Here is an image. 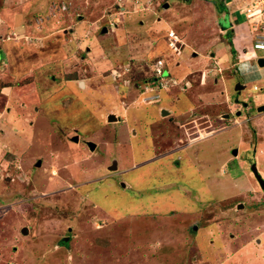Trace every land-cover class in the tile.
Instances as JSON below:
<instances>
[{"label": "rangeland", "instance_id": "1", "mask_svg": "<svg viewBox=\"0 0 264 264\" xmlns=\"http://www.w3.org/2000/svg\"><path fill=\"white\" fill-rule=\"evenodd\" d=\"M236 2L0 0V264H264V65L208 62Z\"/></svg>", "mask_w": 264, "mask_h": 264}, {"label": "crops", "instance_id": "2", "mask_svg": "<svg viewBox=\"0 0 264 264\" xmlns=\"http://www.w3.org/2000/svg\"><path fill=\"white\" fill-rule=\"evenodd\" d=\"M237 1L238 2H236L234 9L228 8L229 4H227L224 8V11L221 12L222 14V19L220 20V22L222 23L221 31L222 33L226 31L225 32L226 36H224V38L227 39L226 45L222 46L221 44L220 45L221 47L220 46L216 47L217 48L216 50L215 49L210 50L209 55H208V57H210L209 58L210 60L209 61L205 60V61L211 62L212 68H209V69L212 70V73L218 74L217 71H224L222 75L224 79L223 82L220 78H217L215 80L216 83L220 84L222 82V84L225 87L226 86L225 82L228 84V80L232 78L234 74H238L242 82V83L240 82L239 83L242 84L243 86L242 88H244L246 86V83L244 82V80L246 79V76L250 74L257 75L261 68V66H258L257 64L252 62V60L254 59L246 58V59L240 60V56H242V52L245 55L246 54L249 55L251 52V48L249 50L245 46L248 44L252 45V41L255 35L257 34L253 31L255 29V26H252L251 20L254 18H255V21L262 19L259 14H257L258 17H255V16L252 17V14L254 13L253 8L257 7V11H259V9L263 7L262 5H264V0H237ZM254 1H255V6L253 4ZM241 10L245 12L244 20L246 21L238 23V19H236V14H238ZM248 11L250 14L248 13ZM223 49H225V52L223 51ZM220 50H222L223 53L220 54ZM172 52L179 53L178 51H172ZM236 53L238 56V61L232 63V59L234 57V54ZM174 63L175 65L179 64L178 61L177 62L175 61ZM225 73L229 75H226L227 77H224ZM218 93L221 94V91L218 90ZM214 94H216V92H214ZM233 104L238 107V104L236 103H233ZM260 104H262V102ZM238 112L240 113V111L236 112L237 115H239ZM223 116H225V114H223ZM235 120L237 121V124L240 122L238 119H235Z\"/></svg>", "mask_w": 264, "mask_h": 264}, {"label": "built area", "instance_id": "3", "mask_svg": "<svg viewBox=\"0 0 264 264\" xmlns=\"http://www.w3.org/2000/svg\"><path fill=\"white\" fill-rule=\"evenodd\" d=\"M263 27H264V24H263ZM167 32H168L167 34H168V46H169V48H171L172 51H178L179 48L181 47V44H179V40L177 39L176 34L172 30H168ZM253 48H255L257 50H263L264 51V34L263 35H258V37L254 40V42H253ZM259 56H264V54L257 55V57H259ZM162 64H163V59H159L157 61V65L155 67L153 66V69H155V72L157 73L156 74L157 77H160V76L163 75ZM146 81H148V83H150L152 85V82H150L149 80H146ZM146 81L143 82L144 89H143V92L142 93H146L147 94V93L153 91V88H154V91H155V89H158V86H159L160 82H159L158 85L148 86V83ZM253 87L254 88H257L256 85H254ZM145 97L148 100L155 99V96L154 95L145 96Z\"/></svg>", "mask_w": 264, "mask_h": 264}, {"label": "water", "instance_id": "4", "mask_svg": "<svg viewBox=\"0 0 264 264\" xmlns=\"http://www.w3.org/2000/svg\"><path fill=\"white\" fill-rule=\"evenodd\" d=\"M165 6H166V4H165ZM256 64L258 65V66H263L264 65V57H258L257 59H256ZM243 86H242V84H240V83H237L236 85H235V90H240L241 88H242ZM257 110L258 111H263L264 110V104H261L260 106H258L257 107ZM167 113V110L166 109H163L162 111H161V114L162 115H164V114H166ZM238 114H239V112H238ZM228 116V114H225V117H227ZM111 118H112V116H110ZM74 139L76 140L77 138H76V136L74 137ZM88 146H89V148L90 149H93L94 148V143H92L91 141H88ZM236 149H234V153H236ZM38 164H39V162H37ZM112 167H114V165L112 166ZM259 176V175H258ZM260 180V182H261V185H262V188H264V183L262 182V180L261 179H259ZM243 206V204H238L237 205V207H242Z\"/></svg>", "mask_w": 264, "mask_h": 264}, {"label": "trees", "instance_id": "5", "mask_svg": "<svg viewBox=\"0 0 264 264\" xmlns=\"http://www.w3.org/2000/svg\"><path fill=\"white\" fill-rule=\"evenodd\" d=\"M263 24H264V20H262V21L260 22V27H261L260 30H257L258 27H257V25H256L255 30H257V31H255V33L260 32L261 34H258V33H257L255 39L258 37V35H263V34H264V27H263ZM255 39H253V41H252V46H253V42H254ZM165 64H166V63H165ZM165 64H163V66H165ZM167 65H168V64H167ZM149 78H152V77H149ZM157 79H158V78H157ZM154 80H156V79H154ZM152 84H153V85H157V84H155L154 81H153Z\"/></svg>", "mask_w": 264, "mask_h": 264}, {"label": "clouds", "instance_id": "6", "mask_svg": "<svg viewBox=\"0 0 264 264\" xmlns=\"http://www.w3.org/2000/svg\"><path fill=\"white\" fill-rule=\"evenodd\" d=\"M103 31V30H102ZM259 57H264V56H259ZM258 57L256 56V59H257ZM254 86V85H253ZM158 89H160V88H158ZM142 94V93H141ZM146 94V93H145ZM147 95V94H146ZM145 95V96H146ZM152 101H156V100H148V99H146V97H145V101L144 102H152ZM262 104H264V103H262ZM261 105V104H260Z\"/></svg>", "mask_w": 264, "mask_h": 264}, {"label": "flooded vegetation", "instance_id": "7", "mask_svg": "<svg viewBox=\"0 0 264 264\" xmlns=\"http://www.w3.org/2000/svg\"><path fill=\"white\" fill-rule=\"evenodd\" d=\"M245 106H246V103H245ZM223 117H225V116H223ZM228 117H229V115L226 118H228Z\"/></svg>", "mask_w": 264, "mask_h": 264}]
</instances>
